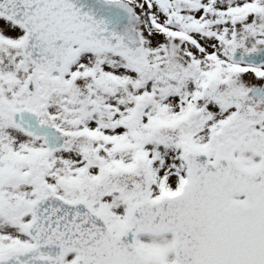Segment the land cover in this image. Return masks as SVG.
I'll use <instances>...</instances> for the list:
<instances>
[{"label": "snow or ice", "instance_id": "1", "mask_svg": "<svg viewBox=\"0 0 264 264\" xmlns=\"http://www.w3.org/2000/svg\"><path fill=\"white\" fill-rule=\"evenodd\" d=\"M0 264H264V0H0Z\"/></svg>", "mask_w": 264, "mask_h": 264}]
</instances>
